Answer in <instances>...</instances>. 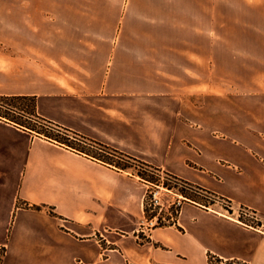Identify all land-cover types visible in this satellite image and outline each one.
<instances>
[{
  "label": "crops",
  "instance_id": "obj_1",
  "mask_svg": "<svg viewBox=\"0 0 264 264\" xmlns=\"http://www.w3.org/2000/svg\"><path fill=\"white\" fill-rule=\"evenodd\" d=\"M0 95L254 215L140 241L144 179L0 118L1 264H264V0H0Z\"/></svg>",
  "mask_w": 264,
  "mask_h": 264
},
{
  "label": "trees",
  "instance_id": "obj_2",
  "mask_svg": "<svg viewBox=\"0 0 264 264\" xmlns=\"http://www.w3.org/2000/svg\"><path fill=\"white\" fill-rule=\"evenodd\" d=\"M0 118L6 120V121H8V122H10L16 126H19L25 130H28L30 132H35L36 134L43 136L47 139L54 140L58 143L64 144L66 146H69V147L74 148L76 150H79L81 152H84L88 155H91L97 159L102 160L103 162L114 165L120 169L129 168V166L126 164L117 163L108 157L95 154L94 152L89 151L83 147L82 148L76 147L78 145L70 142V139L76 141V140H78L77 137H79L83 140L82 142H84V143H86L85 142L86 140L83 137L77 135L76 133L70 132V131H68V130H66V129H64V128H62V127L44 119V118H42V117H40L36 112V101H35L34 96L0 95ZM46 129L53 130V131L59 133V135L48 134ZM90 143L98 145L99 147L103 148L104 150H110V152H112V153L119 154V155L127 158L128 160H132L134 162H137L141 166L149 167V168H152L154 170H158L157 168L149 166V165H147V164H145V163H143L137 159H134L130 156L124 155L121 152L114 150L112 148H109L107 146H104V145H101L98 143H93V142H90ZM103 149H101V151H103ZM137 174L141 178L144 179L142 173H137ZM173 177H175V176H173ZM181 181L183 183H185L189 189H192V187L197 188L198 190H200L206 194L215 196L213 193H211L205 189H202L198 186H195L189 182H186L183 180H181ZM180 194L184 197V199L186 201L196 202V203L202 204L204 206H209V205L214 203V201H211V202L208 201V202L202 203L201 201L198 200V198L195 195L190 194L187 191H180ZM144 211L146 213V200L144 201ZM169 225H172V224H169ZM228 264H234V263L229 262Z\"/></svg>",
  "mask_w": 264,
  "mask_h": 264
},
{
  "label": "rangeland",
  "instance_id": "obj_3",
  "mask_svg": "<svg viewBox=\"0 0 264 264\" xmlns=\"http://www.w3.org/2000/svg\"><path fill=\"white\" fill-rule=\"evenodd\" d=\"M46 131H47L48 134L59 135V133H57V132H55L53 130L46 129ZM77 139L78 140H76V141L70 139V142L75 143L76 145H78L79 142L83 141L79 137H77ZM85 142L89 146H92V148L86 147V148H88L89 151H92V152H94L95 154H98V155H103L105 157H108V158L114 160L117 163L128 165L130 171H132V172H134L136 174L137 173H142L144 179H146L148 181L154 182L157 179V177L155 176V174L157 173V172H155L156 170H154L152 168H149V167L141 166L137 162H134L132 160H128L127 158H125V157H123V156H121L119 154L112 153V152H110V150H104L103 148L99 147L98 145L91 144L88 141H85ZM76 147L82 148L79 145L76 146ZM84 147L85 146H83V148ZM100 149H103V151H99ZM159 173H164V172L159 170ZM169 189L171 190V193L162 192V196H161L162 197V202L166 204L167 202H170V201H172L174 199H177V197H175V195H174V194H177L179 196L178 199L180 201V205H178L176 208L175 207H171L167 211L162 210L161 212H158L157 209L156 210H152L151 207L146 205V213L144 211L145 218L146 217L148 218V217H150L152 215L157 214L156 217L161 220V221L158 222V224L155 225V228L167 226L169 224H173V223L176 222V219H177V216H178V213H179V210H180V206H181V204L183 202H186L184 197L180 194V191H187L188 193L195 195L198 198V200L201 201L202 203L208 202V201L209 202H211V201L217 202L218 206L222 207V209H223L222 212H224L225 215L231 216V217L232 216L233 217H238L240 220H243L244 222L252 220L251 218L254 216L250 212V210H248L246 208H241V209L238 210V213H233V211L230 210V204L227 201L222 200L221 198H217L216 196H212V195L206 194V193L198 190L197 188H193L192 187V189H189L188 186H186V185H182V184H179V183H170ZM162 218H164V219H162ZM136 236H137V239L140 240V241L144 240L147 237L146 234H143L140 231V228L136 232ZM100 247L102 248V251L103 250H110V249L115 248V246L112 243L103 242V241L100 242ZM0 253H1V257H0V264H1L2 258H3V255H4V248L3 247L1 248ZM102 259H104V256H102ZM209 262H210V260H209ZM228 263L229 262H227L226 264H228ZM69 264H79V263H69ZM96 264H103V262L101 260L99 262H96ZM234 264H236V263H234Z\"/></svg>",
  "mask_w": 264,
  "mask_h": 264
},
{
  "label": "built area",
  "instance_id": "obj_4",
  "mask_svg": "<svg viewBox=\"0 0 264 264\" xmlns=\"http://www.w3.org/2000/svg\"><path fill=\"white\" fill-rule=\"evenodd\" d=\"M99 151H101V149ZM155 172H157L155 174L157 179L154 182L144 179L149 186L146 197H145L146 205L151 207L152 210L157 209L158 212H161L162 210L167 211L171 207L176 208L178 205H180V201L178 199L179 196L177 194H174L175 197H177V199H174L165 204L162 202V197H161L162 192L171 193V190L169 189L170 183H179L182 185H186V184L183 183L179 178L173 177L165 172L159 173V170H156ZM156 215L157 214L152 215L148 218L146 217L144 219L142 225L140 226V231L143 234L148 235L149 232L153 228H155V225L158 224L159 221H161L160 219L156 217ZM0 250H1V247H0ZM0 257H1V253H0ZM209 260L211 264H226L227 263L226 261H221V260L218 261L215 257H211V256L209 257Z\"/></svg>",
  "mask_w": 264,
  "mask_h": 264
}]
</instances>
